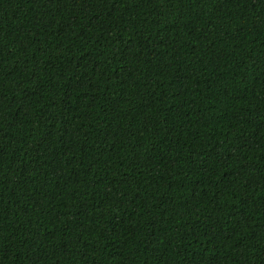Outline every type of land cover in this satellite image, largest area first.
I'll list each match as a JSON object with an SVG mask.
<instances>
[{
	"label": "trees",
	"instance_id": "16d2710c",
	"mask_svg": "<svg viewBox=\"0 0 264 264\" xmlns=\"http://www.w3.org/2000/svg\"><path fill=\"white\" fill-rule=\"evenodd\" d=\"M0 264H264V0H0Z\"/></svg>",
	"mask_w": 264,
	"mask_h": 264
}]
</instances>
